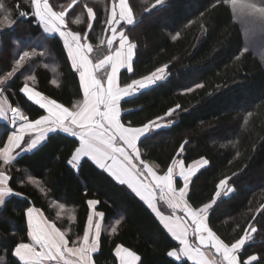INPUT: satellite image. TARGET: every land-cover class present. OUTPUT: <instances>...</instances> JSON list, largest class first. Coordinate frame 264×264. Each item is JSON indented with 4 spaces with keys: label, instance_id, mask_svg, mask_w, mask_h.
<instances>
[{
    "label": "trees",
    "instance_id": "obj_1",
    "mask_svg": "<svg viewBox=\"0 0 264 264\" xmlns=\"http://www.w3.org/2000/svg\"><path fill=\"white\" fill-rule=\"evenodd\" d=\"M111 3L112 0H80L75 8L77 15L81 14L83 4L97 12L100 23H94V29L100 35L89 33L94 46L101 35L104 38L108 35L102 31V22ZM153 3L155 0H129L137 19L142 20L130 37L138 44L134 73L138 78L167 63L171 76L168 82L147 94L124 98L130 102H121L122 121L139 126L179 104L175 122L138 144L141 152L166 170L179 145L189 141L182 157H177L183 158L185 167L201 158L210 162L192 177L190 202L194 205L207 202L219 181L227 179L235 190L218 201L210 226L226 241H234L249 224L255 226L257 231L251 234L245 248L247 254L262 256L264 59L253 50L244 51L247 26L243 28L231 9L220 5L218 0H165L163 5L151 9ZM0 4L18 21L12 29L0 34V75L11 70L21 51L34 46L45 55L30 61L27 71L21 70L24 76L36 75L37 80L29 81L30 84L65 106L80 98L78 74L71 69L63 42L58 36L53 38L55 34L43 32L31 15V0H0ZM21 10L28 15L19 17ZM83 11L86 19V10ZM72 27L86 30L83 23ZM177 32L180 37L173 40L171 37ZM132 75L125 70L121 72L122 79ZM24 76L17 73L6 96L12 106L35 115L37 106L19 92ZM196 83H203L204 87L183 91ZM5 125L6 122L0 121V141L4 142V133L10 134V127ZM75 146H78L76 138L62 132L52 133L32 152L18 158L10 184L20 195L9 197L0 209V264H17L12 251L17 242L27 241L29 207L40 209L59 226L51 203L64 202L65 208L77 218L71 223L69 235H82L90 211L89 199L99 200L95 210L105 214L101 223L107 229L101 232L99 247L92 256L94 264H118L117 245L135 251L142 264H176L167 252L177 242L138 197L126 186L116 184L87 158L78 169L67 163ZM29 176L44 185L47 195L29 182ZM68 223L64 221L65 225ZM112 226L117 228L115 233L108 231Z\"/></svg>",
    "mask_w": 264,
    "mask_h": 264
},
{
    "label": "snow or ice",
    "instance_id": "obj_2",
    "mask_svg": "<svg viewBox=\"0 0 264 264\" xmlns=\"http://www.w3.org/2000/svg\"><path fill=\"white\" fill-rule=\"evenodd\" d=\"M218 2L230 8L234 18L252 24L258 22L264 30V0ZM79 3L80 0H68L66 4L59 3V0H31V15L44 33L55 34L53 38L58 36L62 40L71 69L78 74L79 90L82 93L80 98L65 106L29 83L37 80L36 75L29 73L24 76L21 70L27 71L26 66L30 61L45 55L44 51H37L34 46L21 51L11 70L0 75V121L7 122L6 128L10 126V134L7 131L4 133L6 142L0 141V206L6 204L7 198L20 195L14 191L10 181L12 169L16 167L21 154L32 152L48 139L49 134L62 132L78 140V146L74 147L67 163L78 169L81 161L87 158L116 184L126 186L130 193L138 197L177 242L167 252V256L173 258L176 264H264V255L247 254L245 248L251 234L257 231L255 226L249 224L234 241H226L210 226V217L219 206L218 201L235 190L234 186L228 185L227 179L219 181L207 202L195 205L190 202L189 186L192 177L210 162L201 158L186 168L183 158L177 157H182L189 141L185 140L179 145L176 156L171 159L166 170L145 158L141 152L138 144L152 139L153 134L174 123V114H179L177 109L181 106L177 104L164 115L149 119L139 126L122 121L121 102L124 98L147 94L168 82L171 76L167 63L138 78L135 76L138 44L130 37L142 20L137 19L134 5H130L129 0H112L102 22V31L108 35L106 38L101 35L98 44L94 46L90 42L89 33L100 35L94 29V23H100L98 14L93 7L83 4L86 19L83 18V10L77 15L75 8ZM164 3L165 0H155L151 9ZM0 11L3 12V18L0 19L2 34L12 29L18 21L3 4H0ZM27 15V12L19 11V17ZM82 23L86 30L72 27ZM248 31H252L251 26ZM179 37L180 33L177 32L171 38L176 40ZM239 58L237 55L236 59ZM122 69L133 75L122 79ZM17 73L24 76L19 92L37 106L35 115L8 102L6 93ZM52 83L56 84L57 81L52 80ZM203 87V83H196L183 91L191 92ZM28 180L47 195V189L42 183L31 176ZM160 202L166 205L167 212L158 206ZM98 204L97 199L87 201L90 211L82 235H69L71 222L77 218L74 213L65 211L64 202L53 200L51 207L56 210L57 218L61 214L67 218V225L57 226L43 212L29 207L26 211L27 241L17 242L12 251L17 264H92V254L100 244L101 220L105 215L95 210ZM260 223L264 227V216ZM111 231L115 233L116 226H112ZM115 257L118 264H142L141 257L135 251L121 245L116 246Z\"/></svg>",
    "mask_w": 264,
    "mask_h": 264
},
{
    "label": "rangeland",
    "instance_id": "obj_3",
    "mask_svg": "<svg viewBox=\"0 0 264 264\" xmlns=\"http://www.w3.org/2000/svg\"><path fill=\"white\" fill-rule=\"evenodd\" d=\"M258 2V0H257ZM239 22L242 24L243 28L244 26H247V28L249 29V27H252V31H246V48L247 50H253L259 57L264 59V30L261 29L260 25L258 22H256L255 24H252L251 22H245L242 19H238ZM49 35V34H48ZM123 71V69L121 70V72ZM32 82V81H31ZM29 82V83H31ZM187 168V167H186ZM162 208L163 211L167 212V208L166 205H163L162 202H160V204L158 205ZM65 211L72 213L69 209L65 208ZM57 215V213H56ZM59 221V226L61 224H64V221L67 220L66 217L63 216V214H61L60 218H57ZM74 221H72L71 223H73ZM102 225V223H101ZM107 230L106 228L104 229L102 226V231ZM108 231L112 232L111 229H108ZM71 233V231H70ZM94 254V253H93ZM92 254V256H93ZM92 264H94L93 259H92Z\"/></svg>",
    "mask_w": 264,
    "mask_h": 264
},
{
    "label": "crops",
    "instance_id": "obj_4",
    "mask_svg": "<svg viewBox=\"0 0 264 264\" xmlns=\"http://www.w3.org/2000/svg\"><path fill=\"white\" fill-rule=\"evenodd\" d=\"M4 122H6V121H4ZM6 124H7V122H6ZM9 127H10V126H9ZM65 134H66V133H65ZM49 135H50V134H49ZM43 142H44V141H43ZM43 142H42V143H43ZM42 143H41V144H42ZM41 144H40V145H41ZM38 146H39V145H38ZM38 146H37V147H38ZM18 151H19V150H18ZM22 154H24V153H22ZM22 154H21V155H22ZM7 199H8V198H7ZM2 207H3V206H0V209H1ZM32 208H34V207H32ZM35 209H37V208H35ZM38 210H40V209H38ZM40 211H41V210H40ZM41 212H42V211H41Z\"/></svg>",
    "mask_w": 264,
    "mask_h": 264
}]
</instances>
